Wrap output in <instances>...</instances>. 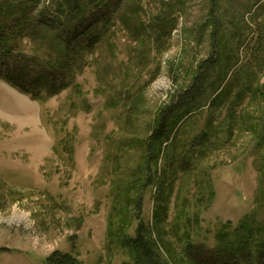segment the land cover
I'll list each match as a JSON object with an SVG mask.
<instances>
[{
    "label": "rangeland",
    "instance_id": "374dc122",
    "mask_svg": "<svg viewBox=\"0 0 264 264\" xmlns=\"http://www.w3.org/2000/svg\"><path fill=\"white\" fill-rule=\"evenodd\" d=\"M10 4L5 22L28 13L33 25L14 41L24 55L47 56L77 4L99 41L74 81L42 101L0 79V264H44L54 251L134 264L123 241L140 223L162 264H192L187 243L264 231V0H0V9ZM42 9L55 28L40 24ZM197 76L190 112L178 105ZM168 108V139L152 141Z\"/></svg>",
    "mask_w": 264,
    "mask_h": 264
},
{
    "label": "trees",
    "instance_id": "16d2710c",
    "mask_svg": "<svg viewBox=\"0 0 264 264\" xmlns=\"http://www.w3.org/2000/svg\"><path fill=\"white\" fill-rule=\"evenodd\" d=\"M15 7L10 4L0 9V14L2 11L9 13L0 15V79L31 99L42 101L57 95L74 81L76 64L82 58V54L91 50L99 41L98 31L95 33L93 23L84 25V22L89 19V16H86L89 9L83 4H77L71 10V15L73 17L74 11L80 15L72 19L71 23L64 25L60 35H55L50 40L51 45L45 50L49 54L27 56L15 50L14 41L23 33H29L28 28H33L32 24L25 25L29 19L28 13L23 14L25 12L23 11L22 16L15 15L11 24L5 22L15 12L12 10ZM58 12L63 14L61 8ZM6 15L5 19L3 16ZM39 16L40 24L54 27L43 21L47 16L44 9L39 11ZM214 62L212 57L207 59L206 68L212 67ZM202 84L203 77L197 76L194 85L185 93L178 106L187 105V110L190 111L194 99L201 95ZM173 109H165L161 114L159 124L150 136L152 141L168 139L166 127ZM146 232V228L140 223L134 237L124 240L123 244L131 252L134 264H162L155 244ZM234 235V239L226 237L212 248L187 243L184 254L192 264H264V231L257 237L254 230L247 229L236 231ZM44 264H79V262L69 253L54 251L44 258Z\"/></svg>",
    "mask_w": 264,
    "mask_h": 264
}]
</instances>
